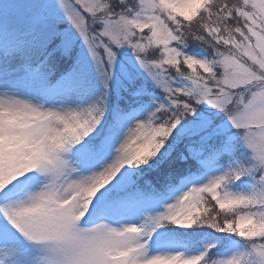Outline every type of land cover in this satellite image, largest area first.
I'll return each mask as SVG.
<instances>
[{"label":"snow or ice","instance_id":"snow-or-ice-1","mask_svg":"<svg viewBox=\"0 0 264 264\" xmlns=\"http://www.w3.org/2000/svg\"><path fill=\"white\" fill-rule=\"evenodd\" d=\"M0 264H264V0H0Z\"/></svg>","mask_w":264,"mask_h":264}]
</instances>
